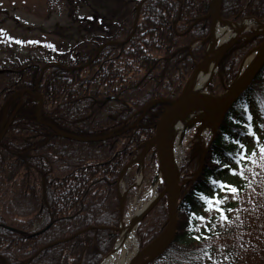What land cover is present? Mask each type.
<instances>
[{
	"label": "trees",
	"instance_id": "16d2710c",
	"mask_svg": "<svg viewBox=\"0 0 264 264\" xmlns=\"http://www.w3.org/2000/svg\"><path fill=\"white\" fill-rule=\"evenodd\" d=\"M209 2L140 0L116 30L106 32L111 33L107 38L95 39L94 47L0 72V134L12 117L0 142V264H100L112 252L120 223V175L154 137L165 103L152 106L132 126L151 101L180 96L203 60L212 27ZM221 17L264 23V0H222ZM91 28L99 29L93 23ZM263 42L264 36H256L231 48L218 64L210 92L220 82L229 87L245 56ZM24 89L41 94V122L77 137L121 135L100 142L62 138L38 121L39 104L31 95L17 110ZM261 125L264 66L225 113L199 174L202 145L186 151L181 175L190 181L179 202L178 232L152 264H264V241L248 246L242 231L233 230V207H221L228 217L224 228L219 212L208 217L204 198L221 189L212 180L221 181L245 161L237 153L259 136L256 128L264 136ZM249 186L256 187L242 179L241 189ZM167 221L163 198L138 229L141 247ZM260 227L264 231V211ZM224 230L229 235L220 240H233L238 251L220 242Z\"/></svg>",
	"mask_w": 264,
	"mask_h": 264
},
{
	"label": "rangeland",
	"instance_id": "374dc122",
	"mask_svg": "<svg viewBox=\"0 0 264 264\" xmlns=\"http://www.w3.org/2000/svg\"><path fill=\"white\" fill-rule=\"evenodd\" d=\"M120 1L0 0V69L12 70L18 67L20 62L51 60L55 58V54L66 52V54L74 55L94 47L95 39L102 41L107 38L111 33L106 32L116 30L139 0ZM252 21L259 26L256 21ZM92 23L93 25L96 24L99 29L92 30ZM255 25L243 31V34L257 30ZM215 91L223 93L225 88L220 83L215 86ZM206 121L190 125L182 135L181 141L176 146L181 166L186 151L191 149L193 145L204 142L203 133ZM261 127L264 128L263 125ZM258 132L260 133L258 139L246 143V155L250 159L245 160L235 168L237 174L230 173L221 178L222 182L233 185L240 191L232 193L220 189L216 192L222 198L218 207L226 205L233 207L231 214L234 216L232 222L234 232H237V229L239 232L242 231V235L246 238V244L254 247L261 246L264 241V231L260 227L264 211V153L260 151V147L264 146V136L259 129ZM118 135H121V132ZM156 159L152 153L145 159L144 163L152 165V168L147 167L143 182L134 187L132 191L133 200L136 199L137 205L140 204L141 207L144 206L145 202H148L145 198L146 191L153 187L158 193V188L160 189L162 186L160 185L162 176L158 175ZM139 175L140 170L138 167H134L129 175V182H136ZM242 179L252 180L256 187L249 186L248 189L242 190ZM257 182L259 184H256ZM139 188H142L141 196H139ZM136 210L137 208L133 212ZM129 215V212L125 213V217L129 218ZM214 215L213 211H209L208 217ZM219 222L220 225L227 228L228 217L227 219L220 217ZM244 222L248 223L247 230H245ZM228 235V231L224 230L219 233V240ZM220 242L232 246L235 251L239 250L233 240L227 242L220 240ZM256 255L258 254L256 253ZM257 257L253 260H256Z\"/></svg>",
	"mask_w": 264,
	"mask_h": 264
},
{
	"label": "water",
	"instance_id": "95a60500",
	"mask_svg": "<svg viewBox=\"0 0 264 264\" xmlns=\"http://www.w3.org/2000/svg\"><path fill=\"white\" fill-rule=\"evenodd\" d=\"M211 1L210 0V13L208 14L207 18H212V21L214 23L213 19V12L211 9ZM221 2L220 0V6H219V11L221 8ZM221 20V18H220ZM198 22V21H197ZM214 25V24H213ZM262 35L264 36V29H260L256 32H254L251 35H243V36H237L234 38L229 44L225 46V48L222 50L220 53L219 60L223 57V55L230 49L232 48L237 42L243 39H251L255 36ZM207 59V55L204 58L203 61H201L193 71L192 75L190 76L183 93L181 94L180 97L174 99V100H168V99H158L150 102L148 105H146L142 111V116L140 120L135 124L137 125L141 119L146 115L148 110L156 103H162V102H167L169 106H167L157 124L156 131H155V136L154 139L149 143V146L154 144L156 146V153H157V158L160 166V170L163 176L164 184H165V189L163 193L161 194L160 198L166 197L168 200L167 206H168V223L166 228L164 229L163 232H161L149 245H147L144 249H142L139 254L131 261L130 264H149L158 257H160L165 250L168 248V246L173 242L176 231H177V222H178V211H179V200L181 197L182 189L186 185V183L189 181L187 179H182L179 174H176L174 169L172 168L169 159L167 157L166 151H165V146H164V136L166 129L173 118V116L184 106H187L189 104L193 103H201V104H206V105H211L215 107H219L217 110H214L210 113H208L205 117H213V116H218V124L221 122L223 119L225 113L227 110L237 101V99L241 96V94L246 90V88L252 83V81L256 78L260 70L264 66V42L263 44L258 48L257 54L252 60L251 64L247 68V70L244 72L240 80L235 83V85L226 93L224 94H194L190 95L188 94V89H189V84L191 80L193 79L196 71L203 65L205 60ZM28 93H32L29 90L24 91ZM24 92L21 94V103L23 101L24 97ZM33 94V93H32ZM43 107V100L40 99V105L39 109L37 111V119L39 122H41V110ZM20 108V107H19ZM17 108V110L19 109ZM16 110V111H17ZM16 113V112H15ZM14 113V114H15ZM12 122V117L9 120L8 126L6 125L5 129L3 132L0 134V142L4 138L7 130L10 127V124ZM43 125L52 128L56 135L63 137L65 139H70L74 141H79V142H100V141H105L111 139L114 134L118 135L117 132H112L108 135L104 136H99V137H91V138H83V137H77L74 135L67 134L65 132H62L56 128H54L52 125L47 124L45 122H41ZM134 125V126H135ZM132 126V128H134ZM218 128V127H217ZM216 128V130H217ZM216 130L214 131V134L216 133ZM202 169V164L199 169V172ZM157 200L153 206L158 202ZM152 206V207H153ZM151 207V208H152ZM121 213L124 211V203H121L120 207ZM121 228L117 229V232H120Z\"/></svg>",
	"mask_w": 264,
	"mask_h": 264
},
{
	"label": "bare ground",
	"instance_id": "6f19581e",
	"mask_svg": "<svg viewBox=\"0 0 264 264\" xmlns=\"http://www.w3.org/2000/svg\"><path fill=\"white\" fill-rule=\"evenodd\" d=\"M219 6H220V0H212L211 1V9L213 12L214 27H213V32H212V36L210 39L209 47H208L207 59L205 60L203 65L196 71L193 79L191 80V82L189 84V89H188L187 93L190 95L206 94L208 92L209 85H210L213 77L217 73L218 59H219V56H220V53L222 52V50L236 36H238L243 31H245L248 28L255 25V23L252 20H248V19L242 20L241 22H238V23H233V22L222 23L220 21ZM197 21H199V20H197ZM255 26H257V25H255ZM258 29H264V26L262 25ZM254 56H255V52H252L242 61L241 65L239 67V72H238L239 74H238L236 83L240 80V78L242 77L244 72L247 70V68L249 67L250 63L252 62ZM33 96L37 97V96H41V94L34 91ZM108 99L111 101L115 100L114 97H111ZM160 99H162V98H160ZM164 99H168V98H164ZM174 99H176V98L168 99V100H174ZM26 100H27L26 97L23 98L21 105H23ZM156 100H158V99H156ZM162 103H165V106L162 110V113H163L164 109L167 106H169V104L167 102H162ZM38 104L40 105V103H38ZM156 104H160V103H156ZM156 104H154V105H156ZM218 108L219 107H215V106H211V105H206V104H201V103H193V104H189V105L181 108L171 119V121H170V123L166 129V132H165L164 146H165V151H166L167 157L169 159V162H170V164H171V166L174 169L176 174H179L180 169H181L180 157H179V154L177 152L176 146L181 141L182 135L186 131V128H185L186 125L189 123L192 124V123H198V122L204 121L205 115L208 112H212L214 110H217ZM150 109L148 110V112L150 111ZM41 112H42V110H41ZM147 113H146V115H147ZM8 123H9V121L7 122V126H8ZM204 124L205 125H204V133H203V141H204L203 144L207 143L209 137L211 136L214 129L216 128V126L218 124V118L207 119V121ZM256 125L257 124H255V126ZM156 127H157V125H156ZM117 133H120V132H117ZM83 138H85V137H83ZM88 138H91V137H88ZM77 142H79V141H77ZM146 198L149 201L148 204L144 208L139 209L134 215H132L125 222H123L122 230H121L119 237H118L117 247H116L115 251L113 252V254H111L108 258H106L102 264H130L131 261L139 254V252H140V239L137 236V227H138L139 223L141 222L143 215L145 214V212L147 211V209L151 205V203L157 198L156 189H154L153 187L151 189H149L146 193ZM167 223H168V221H167ZM164 229L161 232H163ZM84 231L85 230H82L78 234H81ZM177 232H178V229L176 231V235H177ZM176 235H175V237H176ZM157 236H155L150 241V243ZM55 244L56 243H54L52 245H55ZM169 246H168V248H169Z\"/></svg>",
	"mask_w": 264,
	"mask_h": 264
},
{
	"label": "snow or ice",
	"instance_id": "6c2138e0",
	"mask_svg": "<svg viewBox=\"0 0 264 264\" xmlns=\"http://www.w3.org/2000/svg\"><path fill=\"white\" fill-rule=\"evenodd\" d=\"M252 135H255V133H252ZM236 143L239 145V147L241 149H245V146L243 144H241L239 141H237ZM260 151L262 153H264V146L260 147ZM237 156L241 160L250 159V157H248L246 155V149L244 151H238ZM230 171L234 175L237 174L236 169H230ZM240 174L242 175V173H240ZM211 182L216 184V185H218L221 188V190L231 191L232 193L237 192V188L235 186H233V185H228V184H225L222 181H216V180H212ZM201 195L204 196L203 193ZM204 198H205V203L208 205V209L207 210L217 211V212H219L221 214L223 219H227V217L224 215L226 210L221 208V207H218V205H220V203L222 202V198L220 197L219 193L213 192L210 196H204ZM227 211H230V210H227ZM192 216L195 217V213H193ZM199 219L201 221H203V220L206 219V217L201 216V217H199Z\"/></svg>",
	"mask_w": 264,
	"mask_h": 264
}]
</instances>
